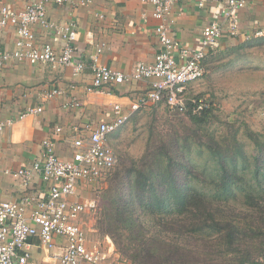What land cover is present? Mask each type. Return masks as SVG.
<instances>
[{
  "label": "built area",
  "instance_id": "1",
  "mask_svg": "<svg viewBox=\"0 0 264 264\" xmlns=\"http://www.w3.org/2000/svg\"><path fill=\"white\" fill-rule=\"evenodd\" d=\"M58 6L66 0H54ZM85 1V0H84ZM83 1V2H84ZM153 7L152 17L159 21L155 29L160 48L152 64L138 63L129 73L115 71L98 61L95 56L91 69L93 80L88 92H100L106 87L131 84L141 80H151L149 90L136 96L124 111L122 104L113 106L114 119L97 125H86L73 141V154L70 159H61L56 152L55 135L62 133L57 126L52 138L43 142L42 157L30 166L14 172L30 186L36 176L49 184L46 198L24 195L19 201L0 202V264H35L32 261L31 238H38L44 249H53L56 238L65 245L59 255V264H101L107 257L104 243H90L86 231L80 224L81 217L96 209V201L81 198V191L99 186L113 172L118 158L111 147L110 138L116 134L132 115L150 106L163 104L171 114H185L188 101L194 106V113L208 107L205 100L188 98L190 86L206 75L205 61L223 38L228 35L236 38L240 34L241 12L251 0H224L221 21H212L203 29L200 46L190 47L170 34V15L173 5L189 0H139ZM46 0L28 3L23 9L15 10L0 0V29L12 26L17 33L13 50L0 52V70L12 60L27 61L33 65H50L73 68L76 74L87 67L82 61L76 45L77 26H66L50 21L46 10ZM204 1L199 2L203 7ZM146 20V14L143 15ZM41 26L54 35V43L37 42L34 27ZM264 36L262 31L256 38ZM246 36V40H252ZM60 40L64 45L60 46ZM55 88L45 97L51 99L63 94ZM77 107L78 102L71 103ZM43 112L42 107L28 108L19 119ZM10 123L0 120V133ZM82 134V135H80ZM9 173V171H7Z\"/></svg>",
  "mask_w": 264,
  "mask_h": 264
},
{
  "label": "crops",
  "instance_id": "2",
  "mask_svg": "<svg viewBox=\"0 0 264 264\" xmlns=\"http://www.w3.org/2000/svg\"><path fill=\"white\" fill-rule=\"evenodd\" d=\"M1 1L15 10L23 9L32 1L36 2ZM83 1L66 0L60 6L54 0H46L45 3L50 21L64 26L71 22L76 24L77 50L87 65L84 71L76 74L70 67L54 69L49 64L33 65L18 60H12L0 70V120H10L0 133V202L19 201L27 194L46 198L49 184L40 176H36L33 183L26 186L21 178L14 176V172L41 159L42 144L47 138L53 137L57 126L63 129L54 139L57 155L64 160L70 159L74 150L73 141L79 136L74 132L75 127L82 131L86 125L95 126L112 121L115 117V104H122L124 111H128L129 102L150 88L151 80H141L132 85L106 87L100 92L87 91L93 80L91 64L95 56L101 64L124 73L132 72L138 63H154L160 45L155 33L159 21L152 17L153 7L139 0ZM200 1H204L203 7L199 6ZM223 2L224 0H189L173 5L170 34L187 46L199 47L205 26L212 21H221ZM144 14L147 16L146 20L143 18ZM240 22L239 36L230 38L224 35L209 53L205 61L206 73H216V67L222 61V57L218 56L231 53L233 47L244 46L264 37H254L257 31L264 34V0H251L241 12ZM34 33L39 44L54 43L51 31L35 26ZM246 36L253 38L248 41ZM16 40L14 27L0 29V52L13 50ZM59 45H64V41L60 40ZM55 88H61L63 94L51 99L45 97ZM73 101L79 105L73 107ZM160 105L150 106L139 113ZM35 107H42L43 112L19 119L28 108ZM137 114L132 115L130 120ZM81 192V198L85 199L84 192ZM87 235L90 243H100L98 235ZM29 240L35 264H59L64 240L54 239L56 245L53 249L42 248L38 238ZM101 243H104L103 251L107 257L101 264H129L121 259L114 246Z\"/></svg>",
  "mask_w": 264,
  "mask_h": 264
},
{
  "label": "trees",
  "instance_id": "3",
  "mask_svg": "<svg viewBox=\"0 0 264 264\" xmlns=\"http://www.w3.org/2000/svg\"><path fill=\"white\" fill-rule=\"evenodd\" d=\"M194 106L189 100L185 114L201 127L211 109ZM253 139L250 157L236 139L232 147L213 137L212 171L191 163L177 141L158 148L148 169L118 168L101 230L133 264H264V144ZM139 211L152 216L149 225Z\"/></svg>",
  "mask_w": 264,
  "mask_h": 264
},
{
  "label": "rangeland",
  "instance_id": "4",
  "mask_svg": "<svg viewBox=\"0 0 264 264\" xmlns=\"http://www.w3.org/2000/svg\"><path fill=\"white\" fill-rule=\"evenodd\" d=\"M233 48L231 53L218 56L222 57V61L214 75L206 73L202 80L189 88L188 98L205 100L207 108L211 109L204 115V122L199 123L201 127L195 126L197 123L187 114H171L163 104L138 113L110 138L109 144L118 158L115 170L99 186L83 191L84 198L96 201V209L82 216L81 226L87 234L98 235L101 241H97L114 246L126 263L133 264L117 250L112 236L101 230L105 224L102 221L103 198L118 168L135 164L138 169H148L158 148H168L170 143L177 141L191 163L212 171L215 164L206 143L213 137L219 142L226 140L232 147L236 146V139L244 145V151L250 157L257 152L253 135L264 144V37ZM186 138L187 145L184 143ZM188 146L192 149L189 150ZM251 177L249 173L248 178ZM140 216L142 222L150 224L152 216ZM106 225L109 226V222Z\"/></svg>",
  "mask_w": 264,
  "mask_h": 264
}]
</instances>
